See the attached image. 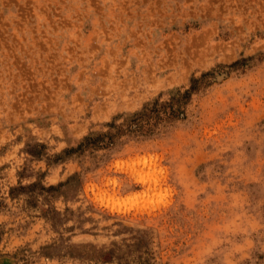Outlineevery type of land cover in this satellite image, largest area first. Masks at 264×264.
Returning a JSON list of instances; mask_svg holds the SVG:
<instances>
[{"label": "rangeland", "instance_id": "rangeland-1", "mask_svg": "<svg viewBox=\"0 0 264 264\" xmlns=\"http://www.w3.org/2000/svg\"><path fill=\"white\" fill-rule=\"evenodd\" d=\"M0 264H264V0H0Z\"/></svg>", "mask_w": 264, "mask_h": 264}, {"label": "trees", "instance_id": "trees-1", "mask_svg": "<svg viewBox=\"0 0 264 264\" xmlns=\"http://www.w3.org/2000/svg\"><path fill=\"white\" fill-rule=\"evenodd\" d=\"M204 76H205V74H204ZM198 82H199V80H194V85H193L192 89H195L197 87Z\"/></svg>", "mask_w": 264, "mask_h": 264}]
</instances>
